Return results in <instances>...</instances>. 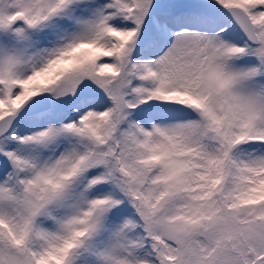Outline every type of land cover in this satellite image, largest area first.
Wrapping results in <instances>:
<instances>
[{
    "label": "snow or ice",
    "instance_id": "snow-or-ice-1",
    "mask_svg": "<svg viewBox=\"0 0 264 264\" xmlns=\"http://www.w3.org/2000/svg\"><path fill=\"white\" fill-rule=\"evenodd\" d=\"M0 264H264V0H0Z\"/></svg>",
    "mask_w": 264,
    "mask_h": 264
}]
</instances>
